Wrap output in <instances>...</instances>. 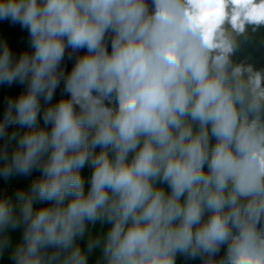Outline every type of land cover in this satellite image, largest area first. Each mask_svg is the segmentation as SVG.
I'll list each match as a JSON object with an SVG mask.
<instances>
[{
	"label": "clouds",
	"instance_id": "clouds-1",
	"mask_svg": "<svg viewBox=\"0 0 264 264\" xmlns=\"http://www.w3.org/2000/svg\"><path fill=\"white\" fill-rule=\"evenodd\" d=\"M0 20L31 49L0 42V85L23 88L0 177L39 173L0 196V256L264 264V68L239 58L264 0H0Z\"/></svg>",
	"mask_w": 264,
	"mask_h": 264
},
{
	"label": "trees",
	"instance_id": "trees-1",
	"mask_svg": "<svg viewBox=\"0 0 264 264\" xmlns=\"http://www.w3.org/2000/svg\"><path fill=\"white\" fill-rule=\"evenodd\" d=\"M28 33L26 30H23L20 25L16 24L13 25L7 20H0V42L6 41L11 50L13 51L14 55L18 57V55L24 51H31L28 45ZM261 39H264V30H261ZM80 54H83L81 52ZM251 55L254 62H256L257 67L264 68V45H261L259 47H254L253 45H245L241 53H239V58L244 59L245 57ZM73 62H66V71H70ZM63 88V84H61L60 89L57 90L56 95L54 97V102L58 101L61 98V89ZM23 90L22 86L19 85H13L11 88L0 85V119L3 117V113L5 110V100L9 96H17L19 93ZM42 124V120H41ZM11 128L9 131L11 132ZM23 131V130H21ZM4 143L3 140H0V145ZM9 151H11V146L9 148ZM90 169L85 168L84 169V175L89 176L90 175ZM39 173H33L30 177H12L9 180H4L2 177H0V189H5V192L3 195L0 194V196H7L9 198L14 199L15 198V191L16 190H28L30 188V184L33 178L38 176ZM37 207L39 205H36ZM99 225H97V228ZM97 229L94 228L93 232L95 233ZM13 243L19 242L21 238V231L15 230L10 233ZM86 240L80 241L81 247H85ZM9 250L5 251L3 256H0V264H12V261L9 258ZM96 258V254H93L90 256V264L92 261H94ZM178 264H184L182 260H178ZM195 264H199V262H195Z\"/></svg>",
	"mask_w": 264,
	"mask_h": 264
},
{
	"label": "built area",
	"instance_id": "built-area-1",
	"mask_svg": "<svg viewBox=\"0 0 264 264\" xmlns=\"http://www.w3.org/2000/svg\"><path fill=\"white\" fill-rule=\"evenodd\" d=\"M5 192V189H0V194L3 195Z\"/></svg>",
	"mask_w": 264,
	"mask_h": 264
}]
</instances>
